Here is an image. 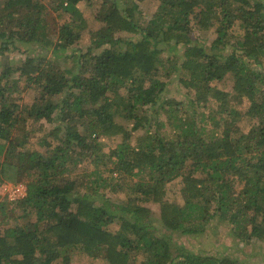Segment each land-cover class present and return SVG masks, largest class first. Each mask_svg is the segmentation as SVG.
I'll return each mask as SVG.
<instances>
[{
    "label": "trees",
    "instance_id": "16d2710c",
    "mask_svg": "<svg viewBox=\"0 0 264 264\" xmlns=\"http://www.w3.org/2000/svg\"><path fill=\"white\" fill-rule=\"evenodd\" d=\"M85 1L0 3V49L34 46L0 71V184L27 186L0 203V264H247L174 236L215 220L264 243V0H158L151 17L146 0H88L94 22Z\"/></svg>",
    "mask_w": 264,
    "mask_h": 264
},
{
    "label": "rangeland",
    "instance_id": "374dc122",
    "mask_svg": "<svg viewBox=\"0 0 264 264\" xmlns=\"http://www.w3.org/2000/svg\"><path fill=\"white\" fill-rule=\"evenodd\" d=\"M255 1V0H254ZM3 0H0V3H2ZM158 0H146L142 3V10L144 16L151 17V15L154 14L158 7ZM99 8V4L96 2V4H91L90 1L86 0L81 4V9L85 13V16L90 22H94L93 18ZM195 36L199 37V40L205 41L206 44L211 43L212 40L216 37V29L217 27L213 26L210 29L205 28H198L195 27ZM235 36L240 39L242 38L243 30L235 24L232 27L231 30ZM123 36H128L126 34H122ZM235 41V40H233ZM82 45L88 46L91 44V34L88 31H84L82 40ZM28 47H23L20 50L12 49V48H6L5 50L0 49V71L5 67L6 65H18L23 60H25L28 55H31L34 49V46L27 50ZM18 74L15 73L14 77H17ZM218 86H223V84H218ZM186 91V88H184L181 84L177 82H173L172 85L167 89L166 95L168 97H176L179 99H184L185 95L184 92ZM31 97H28V100H30ZM121 140V136H116L115 138L108 140L105 138L103 142L108 147L109 145H115L117 142ZM34 147L37 145L34 141ZM40 148V147H39ZM11 182L14 183L15 181L11 179ZM9 183V182H8ZM26 184V182L23 180V182ZM2 184V182H1ZM0 184V203L6 202L8 207H13L14 203L19 199L13 200L10 199L8 196V193L4 192L3 186ZM173 192H171V195L169 197L173 200L180 201L178 198L177 192H175L176 187L179 186V184H176V181H173L171 183ZM176 186V187H174ZM177 189V188H176ZM175 195V196H174ZM109 197L114 202H119L126 198V193H119V194H109ZM175 201V202H176ZM151 207L153 208V217H155V224L158 225L159 217H160V208L157 204H152ZM20 213V212H19ZM18 213V214H19ZM21 218V217H20ZM21 221H25L24 218H21ZM118 226L115 224L112 226V229H117ZM174 241L178 244H181L185 247H187L189 250L197 253V254H206V255H216V256H223L226 254H230L233 257H237L239 260L245 259L247 264H264V261L261 260V256H264V243L253 241L250 243L242 242L234 237L226 230V226L217 224L216 221H212L205 232H202L200 234H189V235H183V234H176L174 236ZM74 263L75 264H107L106 261L103 260H92L88 255L77 252L74 256Z\"/></svg>",
    "mask_w": 264,
    "mask_h": 264
},
{
    "label": "built area",
    "instance_id": "2783aa9c",
    "mask_svg": "<svg viewBox=\"0 0 264 264\" xmlns=\"http://www.w3.org/2000/svg\"><path fill=\"white\" fill-rule=\"evenodd\" d=\"M2 186L4 188V192L8 193V197L10 199L16 200L21 199L26 196L27 194V186L24 183H2Z\"/></svg>",
    "mask_w": 264,
    "mask_h": 264
}]
</instances>
